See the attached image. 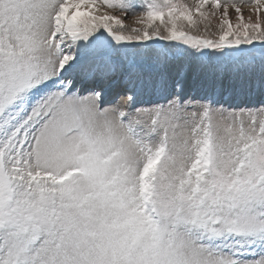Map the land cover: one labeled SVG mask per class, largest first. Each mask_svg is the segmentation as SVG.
Masks as SVG:
<instances>
[{
	"label": "snow or ice",
	"instance_id": "snow-or-ice-1",
	"mask_svg": "<svg viewBox=\"0 0 264 264\" xmlns=\"http://www.w3.org/2000/svg\"><path fill=\"white\" fill-rule=\"evenodd\" d=\"M262 11L0 0V264H264Z\"/></svg>",
	"mask_w": 264,
	"mask_h": 264
},
{
	"label": "rangeland",
	"instance_id": "rangeland-1",
	"mask_svg": "<svg viewBox=\"0 0 264 264\" xmlns=\"http://www.w3.org/2000/svg\"><path fill=\"white\" fill-rule=\"evenodd\" d=\"M186 2L194 4L195 0H186ZM221 2H223V0H221ZM237 2L239 3L240 0H237ZM240 6H241V10H242V12L244 14V19H245V21H247L249 15L251 14L250 8L247 5L243 4V3H241ZM205 10L206 11H211L212 10L211 6L210 5L206 6ZM229 14H230V17L232 19V23L235 24V22H236L235 13L230 9V13ZM116 15H120V14L116 13ZM261 17L264 18V11L261 12ZM195 18L198 20V23H199V18L198 17H195ZM133 19L134 18L130 16L127 20L124 21V25L126 27H128V28L133 27L134 26ZM253 19H255L254 15H253ZM208 23H209V21H204L203 23H199L200 29L203 31L204 25L208 24ZM210 23H211V26H212V30H215V26L219 23V19L218 18H212ZM135 26H138V25H135ZM118 91H119V89H118ZM259 99H260L259 97H253V98H251L248 101V103H249L250 106L255 104L258 107L259 106V103H258ZM117 102L118 103H123V101L119 97H117Z\"/></svg>",
	"mask_w": 264,
	"mask_h": 264
},
{
	"label": "bare ground",
	"instance_id": "bare-ground-1",
	"mask_svg": "<svg viewBox=\"0 0 264 264\" xmlns=\"http://www.w3.org/2000/svg\"><path fill=\"white\" fill-rule=\"evenodd\" d=\"M118 91V90H117ZM115 93V92H114Z\"/></svg>",
	"mask_w": 264,
	"mask_h": 264
}]
</instances>
